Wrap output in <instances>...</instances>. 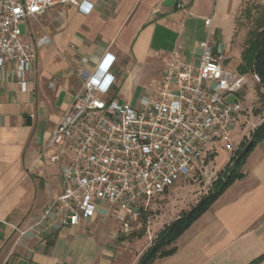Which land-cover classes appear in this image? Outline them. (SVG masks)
Returning a JSON list of instances; mask_svg holds the SVG:
<instances>
[{
    "label": "crops",
    "instance_id": "obj_1",
    "mask_svg": "<svg viewBox=\"0 0 264 264\" xmlns=\"http://www.w3.org/2000/svg\"><path fill=\"white\" fill-rule=\"evenodd\" d=\"M90 1L89 13L66 4L28 20L24 40L48 36L52 42L38 50L23 78L12 64L0 69V264H137L143 253L131 247L140 248L148 232L116 237L123 222L115 205L99 203L76 226L53 220L35 225L62 191L65 161L51 160L56 149L50 140L82 90V70L94 72L106 61L114 78L106 99L133 105L132 94L156 97L151 85L163 81L174 50L198 65L200 43L209 37L214 52L224 56L225 70L245 77L243 88L228 97L244 105L236 139L248 140L264 122V87L254 73L239 70L243 41L237 22L245 0H180L184 6L168 0ZM242 173L167 248L175 252L151 264H264V138ZM160 218L158 228L166 219Z\"/></svg>",
    "mask_w": 264,
    "mask_h": 264
},
{
    "label": "built area",
    "instance_id": "obj_2",
    "mask_svg": "<svg viewBox=\"0 0 264 264\" xmlns=\"http://www.w3.org/2000/svg\"><path fill=\"white\" fill-rule=\"evenodd\" d=\"M66 4L85 13L93 8L90 0H0V69L12 64L21 78L31 71L38 50L52 39L26 41L22 25ZM200 46L198 65L174 50L163 81L151 85L156 97L138 107L106 99L114 81L106 61L94 72L81 71L82 90L50 140L56 149L51 160L65 161L62 191L36 226L49 220L76 226L107 203L119 209L120 235L129 234L141 210L188 175L212 142L222 141L235 152L233 130L244 105L228 97L243 88L245 77L225 70L224 56L214 52L209 37ZM254 78L260 82L258 74Z\"/></svg>",
    "mask_w": 264,
    "mask_h": 264
},
{
    "label": "rangeland",
    "instance_id": "obj_3",
    "mask_svg": "<svg viewBox=\"0 0 264 264\" xmlns=\"http://www.w3.org/2000/svg\"><path fill=\"white\" fill-rule=\"evenodd\" d=\"M261 4H264V0H245V4L237 24V35L239 41H244L247 32L253 26V18L247 16L246 9H252L253 13L255 14V7H258ZM22 31L23 33L26 31L25 26L23 25ZM131 99L134 107H137V105L140 106L143 101L147 100L144 97L139 98L138 96H134V94L131 95ZM229 100L231 101V99ZM115 101L117 100L115 99ZM233 137L236 147L234 153H230L226 150L224 142H212L209 149L206 151L205 156L195 167H193L188 175L177 179L165 193L153 198L149 208L141 210L137 219L133 221V229L129 233L141 236L143 230L144 233L148 232V234H146L147 240H145L140 248H138V245L131 247L135 254L139 253L135 248L139 249V251L143 249L140 259L151 247L157 245L158 242H160L159 238L164 228L172 222L171 220L176 217V215L180 216L195 206L202 199V197L207 195L213 189L214 183L218 180L220 173L224 172L225 168L228 166L234 164L235 161H233V157L236 156V153L241 148V144L245 142V139H236L235 129L233 130ZM226 158L228 161L226 164H224ZM222 164H224V166ZM160 217L166 219L160 223L161 227L158 228V223L161 219ZM143 220H146V227L143 224ZM167 222L170 223L167 224ZM123 234L124 233H121L120 235L119 232L116 237L120 238ZM129 234L127 236H129ZM149 236H151V239L148 238Z\"/></svg>",
    "mask_w": 264,
    "mask_h": 264
},
{
    "label": "trees",
    "instance_id": "obj_4",
    "mask_svg": "<svg viewBox=\"0 0 264 264\" xmlns=\"http://www.w3.org/2000/svg\"><path fill=\"white\" fill-rule=\"evenodd\" d=\"M246 14L248 17L253 18V26L247 32V35L242 42V63L239 66V70L242 73L252 72L258 74L260 77V83L264 87V4L255 7V14L252 9L247 8ZM263 138L264 122L255 128L251 133L250 139H255L258 143ZM250 139L245 140V142L241 144V148L236 153V156L233 157V161H236L242 150L249 143ZM256 144L236 163V165H230L225 168L224 172L220 173L218 180L214 183L213 189L207 195L202 197L195 206L189 211L181 214L164 228L159 238V246L156 249V245L151 247L142 256L138 264H151L155 258L159 256H168L175 252V247L170 249H167V247L171 246L203 213H205L234 181L243 178L244 174L242 173V166ZM143 224L146 227V220H143ZM143 234L144 230L141 233V236ZM134 235L137 236V234ZM262 260L263 258H260L256 263Z\"/></svg>",
    "mask_w": 264,
    "mask_h": 264
},
{
    "label": "water",
    "instance_id": "obj_5",
    "mask_svg": "<svg viewBox=\"0 0 264 264\" xmlns=\"http://www.w3.org/2000/svg\"><path fill=\"white\" fill-rule=\"evenodd\" d=\"M168 4H172L175 3L176 5H178L180 3V0H176L175 2L173 0H168L167 1ZM28 124H31V118H28ZM257 143V141L255 139H250L249 143L247 144V146L242 150V152L240 153V155L238 156V158L236 159V161L234 162V165H236V163L244 156L246 155L251 148ZM160 242H158V244L155 246V249L159 246Z\"/></svg>",
    "mask_w": 264,
    "mask_h": 264
}]
</instances>
